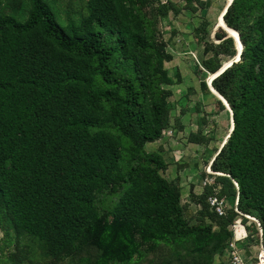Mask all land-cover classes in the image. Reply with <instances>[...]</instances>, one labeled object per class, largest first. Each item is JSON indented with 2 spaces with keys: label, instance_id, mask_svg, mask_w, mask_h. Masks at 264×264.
Masks as SVG:
<instances>
[{
  "label": "trees",
  "instance_id": "1",
  "mask_svg": "<svg viewBox=\"0 0 264 264\" xmlns=\"http://www.w3.org/2000/svg\"><path fill=\"white\" fill-rule=\"evenodd\" d=\"M153 1L86 0L85 14L63 19L57 0H0V228L34 240L51 264H134L158 245L217 264L231 239L236 213L210 210L213 185L190 190L191 223L161 148H146L174 109L159 20L180 12ZM223 20L243 50L211 82L233 124L210 167L219 195L233 205L238 193V209L258 219L264 245V0H232ZM223 30L199 65L210 77L237 55Z\"/></svg>",
  "mask_w": 264,
  "mask_h": 264
},
{
  "label": "rangeland",
  "instance_id": "2",
  "mask_svg": "<svg viewBox=\"0 0 264 264\" xmlns=\"http://www.w3.org/2000/svg\"><path fill=\"white\" fill-rule=\"evenodd\" d=\"M168 2L180 11L178 15L169 13L168 17L160 18L158 25L166 49L173 57L170 62L165 63V68L174 77V84L164 85V88L172 91L170 100L174 109L163 137L156 143L148 144L147 149L156 151L161 148L168 163L163 175L167 180L180 184L182 205L186 208L187 217H191L190 222L195 223L198 207L189 197L190 190L196 195L202 193V178L230 134L229 111L225 105L223 107L219 104L214 93H203L199 86L200 81H208L210 78L199 65L212 54L211 50L205 52L206 45L212 48L219 45L215 38V33L221 29L217 26V19L229 1L199 0L191 5L184 0L153 1L154 5ZM85 5L86 0H57L59 15L63 19H75L79 14H85ZM221 26L228 30L225 24ZM196 29L201 31L199 35L195 34ZM237 36V33L233 35L235 39ZM221 59L224 63L232 60L224 56ZM175 70L178 71L180 80L174 76ZM210 170L212 171L211 167ZM4 227L5 229L0 228V247L4 249L0 255V264H12L8 258L10 253H14L15 260L21 259L23 264H51L46 257L40 255L38 244L34 240L25 237L17 240L12 230ZM214 227L217 230L216 224ZM249 231L256 235L254 226L249 227ZM255 237L257 239V235ZM169 259H173L174 264H194L190 259L172 258V247L163 245H158L154 252L144 254L141 259L136 258L134 264H165ZM220 264H224L223 258L220 259Z\"/></svg>",
  "mask_w": 264,
  "mask_h": 264
},
{
  "label": "built area",
  "instance_id": "3",
  "mask_svg": "<svg viewBox=\"0 0 264 264\" xmlns=\"http://www.w3.org/2000/svg\"><path fill=\"white\" fill-rule=\"evenodd\" d=\"M164 135V133H163ZM220 173L212 172L210 167L202 178L201 187L213 185V193L207 199V203L212 212L217 216L223 217L227 210L233 209L236 217L229 226L231 239L224 250L222 256L216 258L217 263L223 258L224 264H264V245L262 243V229L260 222L254 216L242 213L238 209V193L236 194L233 205H230L226 197L220 196L222 185L215 182V178ZM234 186L238 189L235 182ZM196 205V204H195ZM200 209L199 205H196ZM254 226L257 231L256 242H250L255 239L249 231V227Z\"/></svg>",
  "mask_w": 264,
  "mask_h": 264
},
{
  "label": "water",
  "instance_id": "4",
  "mask_svg": "<svg viewBox=\"0 0 264 264\" xmlns=\"http://www.w3.org/2000/svg\"><path fill=\"white\" fill-rule=\"evenodd\" d=\"M231 2H232V0H231ZM231 2H229L228 4H227V6H226V8H225V10H224V13L222 14V16H221V20L222 21H224L223 20V16H224V14L226 13V11H227V9H228V7L230 6V4H231ZM225 27L227 28V29H231V28H229L226 24H225ZM225 31V30H224ZM226 32V31H225ZM237 33V37H238V40H236L235 39V42H236V50H237V55H236V57L234 58V60L233 61H231L230 62V65H226V64H224L223 65V67L217 72V73H215V74H213L209 79H208V81H207V86H208V88H209V90H210V92L211 93H215L217 96H218V98H219V100H221V102L226 106V107H228L229 108V106H228V104H227V102H226V100L219 94V93H217L215 90H214V88L212 87V85H211V82H212V80L213 79H215L217 76H219L227 67H229V66H231V64H232V62H238L239 60H240V55H241V52H242V50H243V45H242V43H241V41H240V39H239V34H238V32H236ZM228 37H230V35H228ZM239 45H238V44ZM230 109V108H229ZM230 116H231V122H232V124H233V120H232V111L230 110ZM232 129H233V126H232ZM230 133H231V131H230Z\"/></svg>",
  "mask_w": 264,
  "mask_h": 264
},
{
  "label": "bare ground",
  "instance_id": "5",
  "mask_svg": "<svg viewBox=\"0 0 264 264\" xmlns=\"http://www.w3.org/2000/svg\"><path fill=\"white\" fill-rule=\"evenodd\" d=\"M228 4V3H227ZM227 6V5H226ZM224 13V11L221 13V16H222V14ZM224 24V21H222V20H220L219 21V23L217 24V26L219 27V26H221V25H223ZM222 29V28H221ZM231 35L230 36H233V35H236V31L235 30H232L231 31ZM238 39V38H237ZM240 39V38H239ZM232 131V130H231Z\"/></svg>",
  "mask_w": 264,
  "mask_h": 264
},
{
  "label": "crops",
  "instance_id": "6",
  "mask_svg": "<svg viewBox=\"0 0 264 264\" xmlns=\"http://www.w3.org/2000/svg\"><path fill=\"white\" fill-rule=\"evenodd\" d=\"M159 141V140H158ZM156 143V142H155ZM152 144V143H151ZM148 145V144H147ZM146 148H147V146H146Z\"/></svg>",
  "mask_w": 264,
  "mask_h": 264
},
{
  "label": "snow or ice",
  "instance_id": "7",
  "mask_svg": "<svg viewBox=\"0 0 264 264\" xmlns=\"http://www.w3.org/2000/svg\"><path fill=\"white\" fill-rule=\"evenodd\" d=\"M229 2H231V0H229Z\"/></svg>",
  "mask_w": 264,
  "mask_h": 264
}]
</instances>
